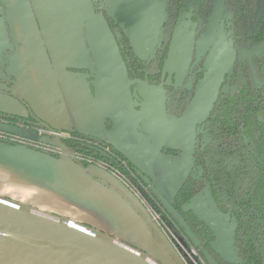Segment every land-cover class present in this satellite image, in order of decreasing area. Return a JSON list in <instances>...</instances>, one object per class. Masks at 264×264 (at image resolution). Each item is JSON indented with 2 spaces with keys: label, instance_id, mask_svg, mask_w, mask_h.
Instances as JSON below:
<instances>
[{
  "label": "crops",
  "instance_id": "0c3cea01",
  "mask_svg": "<svg viewBox=\"0 0 264 264\" xmlns=\"http://www.w3.org/2000/svg\"><path fill=\"white\" fill-rule=\"evenodd\" d=\"M75 4L0 0V112L24 118L32 113L54 130L100 140L153 185L158 177L157 190L170 197L190 164L191 125L168 120L161 98L127 78L100 6L80 0L74 17ZM165 146L182 156L165 157ZM11 150L0 145V170L24 181L14 188L39 183L36 196L49 199L69 221L147 248L163 262L175 258L164 232L145 223V208L111 172L92 164L83 172L67 160L52 164ZM205 200L197 196L185 208L214 228L217 252L233 259L225 225Z\"/></svg>",
  "mask_w": 264,
  "mask_h": 264
},
{
  "label": "trees",
  "instance_id": "16d2710c",
  "mask_svg": "<svg viewBox=\"0 0 264 264\" xmlns=\"http://www.w3.org/2000/svg\"><path fill=\"white\" fill-rule=\"evenodd\" d=\"M200 1L203 10L209 2L208 0ZM258 2L259 0H229L227 9L234 16L233 25L237 30L243 31L253 21ZM97 3L100 4V1L97 0ZM100 11L114 37L127 78L131 81L144 82L149 86L158 85L169 53V46L164 43L165 38H163L162 46L152 62L141 64L133 57L127 42L114 24L104 16L102 9ZM254 33L257 35L251 40H261L264 36V12ZM199 67L202 68V72L197 70L195 80L200 84L204 79L205 72H203V66ZM241 74L243 80L250 78L246 66L241 68ZM262 90L264 91V88ZM235 108H242L241 101L227 96L219 98L214 104L208 119V129L220 144L219 149L217 152L211 151L201 162L203 176L200 182L186 179L168 198H170L169 202L172 208L181 216L198 239L199 246L195 248L196 251L204 260L209 257L214 264L230 263L214 251V233L193 212L185 210L184 207L203 185L209 186L213 194L216 191H221L225 196L232 198L238 209L235 217L238 228H236L234 244L240 264H264V129L250 132V135L247 134V136L254 137L261 135L263 138L259 143H253V147H250L251 153L247 152V149L241 144V138L237 136L246 119L241 113L242 111L234 110ZM249 122L252 123V120ZM48 132L57 133L59 131L48 127L32 113L24 118L0 112V143L2 144L25 146L57 158L60 154V149L57 146L38 142L34 137V134H38L49 140L58 139L49 135ZM69 134L95 145L107 146L114 155H108L101 149L84 143L59 139L69 155H72L74 161L82 168L85 169L91 164L101 165L111 173H119L122 177L128 178V181L135 186L136 180H141L139 171L124 156L108 145L91 137ZM75 156H79L81 160H76ZM82 158L88 159V161L82 160ZM226 161H229L228 166L225 165ZM128 171L135 177L130 176ZM154 185L157 189L161 185L158 177L155 179ZM159 191L164 198H167L161 190ZM248 191L250 193H247ZM251 208L255 210L252 214L249 212Z\"/></svg>",
  "mask_w": 264,
  "mask_h": 264
},
{
  "label": "water",
  "instance_id": "95a60500",
  "mask_svg": "<svg viewBox=\"0 0 264 264\" xmlns=\"http://www.w3.org/2000/svg\"><path fill=\"white\" fill-rule=\"evenodd\" d=\"M95 1L97 2V0ZM99 1L104 16L114 24L124 37L133 57L141 63L150 62L162 43L170 0ZM226 1L211 0L212 10L204 32L194 43V65L200 61L214 43L225 11L224 3ZM79 2L80 0H76L74 17L77 16ZM74 20L70 24L71 27ZM186 37L187 33L185 32L180 39L177 37L174 40L168 81L171 79L174 67H176V59L180 60L181 54L185 53ZM150 90L156 91L157 89L151 88ZM39 141L55 145L60 149V154L55 159L49 155H44V153H36L43 156L46 161L54 164L57 160H67L77 165L81 171L86 172V168H82L74 161L72 155H69L59 139L48 141L41 137ZM0 145L17 151V147L2 143ZM30 153L35 152L31 151ZM55 160L56 162H54ZM140 177L163 209L180 225L186 238L195 248L198 247V239L181 216L151 184L149 178L141 173ZM210 206L216 218L221 220L223 216L215 212L213 204ZM144 212L145 223L151 227H157L147 211ZM207 226L215 234L214 228L208 224ZM213 249L217 251L215 243ZM175 255V258L169 260V263L156 261L145 253L109 236L102 235L87 226L0 198V264H182L177 254ZM206 259L209 264H214L209 257Z\"/></svg>",
  "mask_w": 264,
  "mask_h": 264
},
{
  "label": "flooded vegetation",
  "instance_id": "af4514ba",
  "mask_svg": "<svg viewBox=\"0 0 264 264\" xmlns=\"http://www.w3.org/2000/svg\"><path fill=\"white\" fill-rule=\"evenodd\" d=\"M208 2V6L205 5L202 10V2L200 0L169 1L167 22L163 29V38H165L164 43L169 46V53L163 69V75L161 76L158 85L149 86L142 82L148 89H157L153 92L161 98L165 116L168 120L181 119L188 125L189 121H186V117L190 111V106L193 101L195 103L196 100H199L200 98L206 101L205 98L201 96V91H205V93L211 91V94H214L215 96L208 113L203 116V118L201 117L199 121H195L191 125L193 147L189 155L190 164L183 181L190 179L194 182H200V179L203 176L201 162L208 154H210L211 151L217 152L219 149L220 144L208 129L210 112L219 98L227 96L231 99H238L241 101L242 108H235L234 110H241V113L245 116L246 122L241 126V130L237 136L241 138V144L247 149V152L251 153L252 149L250 150V147H253V143H259V141L263 139L261 135L254 137L247 136V134L250 135V132L261 131L264 129V91L262 90L264 88V36L261 40H251L257 35V33L255 34L254 32L264 12V0H259L254 13L253 21L247 25L243 31H239L234 27V16L232 12L227 9V4L229 3V0H227L224 3L225 11L219 24L214 43L209 48L208 52L200 59V61L194 65V43L203 34L207 24V19L209 18L212 10L211 0H208ZM224 31H226L225 34L227 37L224 55L220 62H217L219 73L209 87L207 81L210 80H206V76L209 75V70L206 69L205 63L211 52L215 50V46ZM185 32L187 33L185 53L183 52V54H181L180 60L176 59V67H174L171 79L168 81L169 63L171 60L174 40L177 37L180 39L184 36ZM165 33L166 36L164 37ZM152 60L148 63H140L145 65L151 63ZM178 66L179 70L177 69ZM199 66H203V72H205L203 77L204 79L200 84L195 80V73L197 70H199L198 72L200 73L202 72V68L200 69ZM244 66L247 67L250 73V78L246 80H243V75L241 74V68ZM250 120H252V123L249 122ZM161 153L165 157L182 156L181 152L174 150L169 146L162 148ZM228 163L229 161H226L225 165L228 166ZM138 181L146 187L148 193L151 194L159 207L163 209L160 206L161 204H159L157 199L152 195L149 187L146 186L142 180L139 179ZM153 186L155 187V185ZM247 193L250 192L248 191ZM197 196H202L206 199L205 204H207L206 206L208 209H211L210 205L213 204L215 212L223 216L221 218V222L224 223V230L230 240V248L233 259H225L216 250L214 251L228 263L240 264L234 244V239L237 234L236 228H238L237 220L235 219L238 209L236 208L233 199L225 196L221 191H216V193L213 194L211 193L209 186L203 185L200 191L192 197L189 202L185 204V206H188L191 200ZM165 199L169 202L170 198L167 197ZM185 210L193 212L204 225H207L205 220H202L193 210L186 208ZM249 212L252 214L255 210L251 208ZM166 214L170 221L177 225L183 232L180 225L173 219V217L167 212ZM213 214L215 216L214 212ZM214 237L215 243L217 239L215 234ZM197 254L200 258H202L205 264H209L207 260H204L198 252Z\"/></svg>",
  "mask_w": 264,
  "mask_h": 264
},
{
  "label": "rangeland",
  "instance_id": "374dc122",
  "mask_svg": "<svg viewBox=\"0 0 264 264\" xmlns=\"http://www.w3.org/2000/svg\"><path fill=\"white\" fill-rule=\"evenodd\" d=\"M93 2H96V1L93 0ZM97 4H98V6H100L99 3H97ZM225 33H226V31H224V33L220 36L217 45L216 46L214 45L215 50H213V49H212L213 51L211 50L212 52H211L209 58L207 59V61L205 63L206 69L209 70L208 71L209 75L206 76V78H207L206 80H210V81H207L209 87H210L211 83L214 82L215 77H217V75L219 73V67H218L217 62L218 61L220 62L221 58L224 55V48H225V45L227 43V37H226ZM1 69L2 68L0 67V70ZM200 94L202 97L205 98L206 101H204V99H201V98L199 100H196L195 103L193 101V103L190 106V111L188 112V115L186 117V121L187 122L189 121L190 125H192L195 121H199V119L201 117L203 118V116H205L208 113L210 106L212 104V101H214V99H215V96H214V94H211V91H209L207 93H205V91H201ZM34 137L36 138V140L38 142H40L39 138H41V137L38 134H34ZM43 138L48 140V141H52L46 137H43ZM8 146L17 147V151H15L16 152L15 154H17L19 156L32 155L34 158H38V159H41L43 162H46L45 161L46 159L43 156L39 155V154L43 153L41 151L33 150V149L28 148V147L20 146V145H18V146L8 145ZM11 151H13V150H11ZM28 151H30V152L32 151L35 153H30ZM20 153H26V154H20ZM36 153H39V154H36ZM44 155L47 156V154H45V153H44ZM53 158L55 159V157H53ZM54 162H56V160ZM174 164H176V161L173 163V166H174ZM159 165H160V163H159ZM5 173L6 172L4 170H0V198L1 199H4V200L8 199L10 202L12 201L14 203H16V202L23 203L35 211H39V212H42V213H45L48 215H52L55 217H59V218L68 220V216L65 215V212L62 210H58V209H56V207L51 205L50 204L51 201L49 199H43L45 197L42 195H40V197L36 196L35 192L40 193V190H41L39 183L35 184V188L33 186H31L32 189H23L20 187L14 188L13 185H15V183H17L18 185H22V184H24V181L18 179L14 175H10V174L5 175ZM45 200L48 201L47 204H46ZM54 213L56 215H53ZM74 219H76V218H74ZM87 227H89V226H87ZM89 228L93 229L94 231H97L94 228H91V227H89ZM97 232L101 233L102 235H105L100 231H97ZM105 236H107V235H105ZM121 243H123V242H121ZM126 245H128V244H126ZM171 245L173 246V248H174L179 260L182 262V264H193L192 260L186 256V254L179 248V246L176 242H175V244H172V242H171ZM174 245H176V246H174ZM129 246H131V245L129 244ZM131 247L134 248V246H131ZM135 247H136L135 249L137 251H141V252L145 253L151 259L156 260V261H158V260L163 261L162 259L158 258L153 252L148 251L147 248H146L147 249L146 250L144 248H139V246H135Z\"/></svg>",
  "mask_w": 264,
  "mask_h": 264
},
{
  "label": "built area",
  "instance_id": "2783aa9c",
  "mask_svg": "<svg viewBox=\"0 0 264 264\" xmlns=\"http://www.w3.org/2000/svg\"><path fill=\"white\" fill-rule=\"evenodd\" d=\"M40 134L43 133L40 132ZM48 134L58 139L84 143L89 146L97 147L101 149L103 152L107 153L108 155L114 156L107 146L95 145L90 141L80 138H75L69 133L59 131L57 133L48 132ZM75 158L78 161L81 160L79 156H75ZM82 160L88 161V159H83V158ZM99 166L102 167L101 165ZM128 172L130 176H132L133 178L135 177L133 173H131L130 171ZM112 174L115 177H117L127 187V189H129V191L141 202L142 206L149 214L152 222L156 224L164 232V234L167 236L169 241L172 242V244H175L176 242L179 248L186 254V256L192 260L193 264H205L202 258H200L199 255L197 254L195 247L188 241V239L186 238L184 233L180 230V228L170 221L169 217L166 214V211L159 207L157 202H155V200L153 199L151 194L148 193L146 187L143 184H141L138 180H136L137 184L135 186L128 181L129 180L128 178L122 177L119 173H112Z\"/></svg>",
  "mask_w": 264,
  "mask_h": 264
}]
</instances>
